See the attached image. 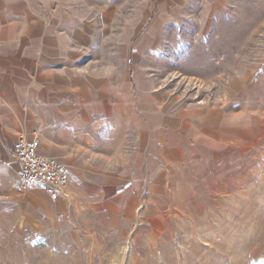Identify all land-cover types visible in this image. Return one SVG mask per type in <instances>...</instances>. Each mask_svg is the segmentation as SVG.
<instances>
[{"label": "rangeland", "instance_id": "1", "mask_svg": "<svg viewBox=\"0 0 264 264\" xmlns=\"http://www.w3.org/2000/svg\"><path fill=\"white\" fill-rule=\"evenodd\" d=\"M91 2L80 7L105 15L117 56L112 33L144 23L150 0ZM126 61L159 116L152 179L118 182L135 185L133 210L116 212L97 180L78 182L59 209L0 170V264H264V0H227L211 21H181L141 51L129 42ZM191 105L220 107L229 121L207 164L172 156L189 139L168 121Z\"/></svg>", "mask_w": 264, "mask_h": 264}, {"label": "crops", "instance_id": "2", "mask_svg": "<svg viewBox=\"0 0 264 264\" xmlns=\"http://www.w3.org/2000/svg\"><path fill=\"white\" fill-rule=\"evenodd\" d=\"M82 1L93 2L0 0V170L20 185L13 145L20 138L37 139L38 153L69 173L55 200L35 187L41 198L62 209L79 193L78 182L105 181L97 194L121 202L116 212H131L136 187L118 182L152 179L159 116L156 94L143 91L126 61L127 43L141 51L181 21H211L227 0H150L144 23L138 16L128 29L124 24L112 33L117 56L102 23L105 15L84 14ZM200 31L196 35L205 29ZM183 115L168 123L187 131L188 152L175 147L172 156L207 164L221 151L222 128L229 121L217 106L191 105ZM131 136L133 143H127ZM115 163L117 171L111 167Z\"/></svg>", "mask_w": 264, "mask_h": 264}, {"label": "built area", "instance_id": "3", "mask_svg": "<svg viewBox=\"0 0 264 264\" xmlns=\"http://www.w3.org/2000/svg\"><path fill=\"white\" fill-rule=\"evenodd\" d=\"M38 147L37 139L27 141L20 138L13 145L14 159L20 165V185L25 190L43 187L55 200L68 184L69 173L64 165L40 155Z\"/></svg>", "mask_w": 264, "mask_h": 264}]
</instances>
